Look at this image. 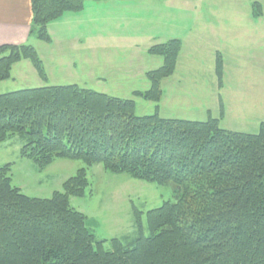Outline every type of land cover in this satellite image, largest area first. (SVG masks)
I'll return each instance as SVG.
<instances>
[{"label":"trees","instance_id":"16d2710c","mask_svg":"<svg viewBox=\"0 0 264 264\" xmlns=\"http://www.w3.org/2000/svg\"><path fill=\"white\" fill-rule=\"evenodd\" d=\"M31 2V34L48 43V25L85 5ZM181 51L177 39L151 47L163 65L147 73L151 88L135 96L159 103ZM23 60L45 77L32 46L5 45L0 82ZM223 70L218 57L220 84ZM15 136L23 141L21 155L41 169L58 159L101 165L150 184H173L175 201L147 213V236L137 217L138 236L113 239L108 251L70 204L89 187L86 168L63 192L40 199L13 185L7 164L0 168V264H264V123L259 133L246 134L222 129L220 119L138 116L134 100L77 85L44 86L0 93V144Z\"/></svg>","mask_w":264,"mask_h":264},{"label":"rangeland","instance_id":"374dc122","mask_svg":"<svg viewBox=\"0 0 264 264\" xmlns=\"http://www.w3.org/2000/svg\"><path fill=\"white\" fill-rule=\"evenodd\" d=\"M50 24L52 44L51 38L29 44L45 77L23 60L9 80L0 82L1 94L77 85L134 100L138 116L220 119L222 129L246 134L259 133L264 123V0H85L82 12L65 13ZM175 39L182 42V51L174 75L162 81L161 101L136 97V91L151 88L147 73L163 65L162 57L150 55L151 47ZM22 148L18 136L1 143L0 168L10 164L13 185L30 198L50 199L78 170L87 169L89 187L84 196L71 197L70 204L86 216L105 250H112L113 239L138 236L137 217L147 236V213L175 201L173 184H150L101 165L62 159L41 169L21 155Z\"/></svg>","mask_w":264,"mask_h":264},{"label":"crops","instance_id":"0c3cea01","mask_svg":"<svg viewBox=\"0 0 264 264\" xmlns=\"http://www.w3.org/2000/svg\"><path fill=\"white\" fill-rule=\"evenodd\" d=\"M32 21L31 0H0V47L29 45L33 39H38L36 35L31 34ZM51 25L48 27V35L51 38L50 44H52V38L55 35V31H52L54 26ZM64 29L70 31L68 27H64Z\"/></svg>","mask_w":264,"mask_h":264}]
</instances>
